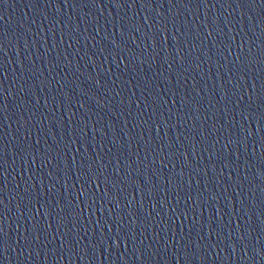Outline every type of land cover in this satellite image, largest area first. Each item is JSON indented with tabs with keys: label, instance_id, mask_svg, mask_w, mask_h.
<instances>
[{
	"label": "water",
	"instance_id": "1",
	"mask_svg": "<svg viewBox=\"0 0 264 264\" xmlns=\"http://www.w3.org/2000/svg\"><path fill=\"white\" fill-rule=\"evenodd\" d=\"M0 264H247L110 174L0 123Z\"/></svg>",
	"mask_w": 264,
	"mask_h": 264
}]
</instances>
